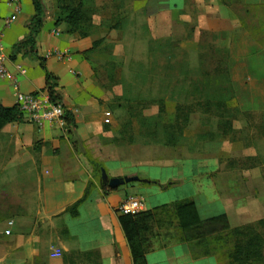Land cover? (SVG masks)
Returning a JSON list of instances; mask_svg holds the SVG:
<instances>
[{
	"label": "crops",
	"instance_id": "obj_1",
	"mask_svg": "<svg viewBox=\"0 0 264 264\" xmlns=\"http://www.w3.org/2000/svg\"><path fill=\"white\" fill-rule=\"evenodd\" d=\"M41 1L45 21L37 38V53L45 59L48 71L58 78L63 106L73 113L77 127L67 122L63 129L48 125L39 130L22 120L0 130V264H134L119 221L120 207L131 197L141 200L145 210L180 200L147 206L144 198L147 189L130 186L111 191L122 186L112 187V183L151 181L161 187L170 186L165 191L176 189L184 180L179 177L187 175L184 174L186 166L193 167L192 176L207 181L206 186L210 189V196L204 197V203L201 199L195 201L203 220L225 215L232 229L256 225L264 220V148L254 146L255 139H238L237 127L232 123L233 130H226L225 134L218 127L219 138L205 141L200 156H195V152L192 154L189 148L186 156L165 157L162 146L146 144L141 141V135L134 144L114 143L117 130L114 126L106 128L97 117L108 107L104 90L108 82L105 78L97 80L95 62L91 56L90 60L85 57L93 47L92 39L69 32L70 26L60 22L56 0ZM217 2L221 3L219 10L224 9L227 15L224 19L223 15L214 18L213 25L222 24L233 29L228 46L230 58H255L257 51L264 53V48L257 49L254 36L244 28L246 22L240 17L231 18L229 14L231 9L246 10V16L249 11L254 14L253 20L255 11L264 9V0ZM185 4L186 0H149L145 8L157 28L160 15ZM35 16L33 0H0L5 65L13 75L11 79L0 77V103L6 108L17 106L20 93L48 94L41 62L23 53L14 54L16 44L30 34V24ZM7 20L12 21L11 25H5ZM178 22L182 23L178 20L176 26ZM247 40L254 43L249 46L250 51L241 47ZM248 62L243 64L247 69L245 72L251 74L255 82L264 81V69H259L254 61ZM241 64L231 60L228 66L234 102L241 113L257 115V108L264 105L260 101L264 96L256 93L255 98L247 95L243 100L237 93L239 88L234 76ZM250 84L247 83L248 87ZM216 131L217 128L202 127L194 133V138ZM90 159L103 166L101 177L108 187L106 191L98 179H93L95 169ZM178 167L179 172L166 173L165 178L159 175L160 170L151 172ZM199 169L204 173L198 174ZM92 181L96 188L79 207V215L73 217L68 210L84 197ZM146 262L226 264L221 255L195 260L188 244H172L151 252L147 254Z\"/></svg>",
	"mask_w": 264,
	"mask_h": 264
},
{
	"label": "rangeland",
	"instance_id": "obj_2",
	"mask_svg": "<svg viewBox=\"0 0 264 264\" xmlns=\"http://www.w3.org/2000/svg\"><path fill=\"white\" fill-rule=\"evenodd\" d=\"M84 1L86 6L89 5L94 11L89 36L92 44L104 40L100 48L90 56L97 68V80L105 78L108 82L104 87L108 107H105L103 113L112 112L115 116V139H120L118 131L122 126L131 125L129 130L134 137L133 144L141 135V141L146 144L162 146L165 157L177 154L186 156L189 148L192 154L195 152V156H200L201 146L205 141L209 138H219V122L231 120L237 127L238 139H255L254 146L264 148V116L261 115L264 114V105L257 108V115H236L238 106L234 99L232 107L221 111L225 119L220 120L216 116L218 111L215 107L208 109L204 106L206 99L198 97L200 94L196 89L204 91L221 86V77L227 74L219 75L218 70L222 72L228 68L231 60L236 64L242 62L239 65L241 68L234 76L236 87L239 88L236 89L239 97L243 100L247 95L249 98H255L256 93L264 96V81L255 82L254 77L245 72L247 69L243 66L245 62L254 61L259 69H264V53L257 51L255 58H230L228 46L233 29L222 24L213 25L214 18L223 15L224 19L227 15L224 9L219 10L221 3L217 0H186L184 7L160 15L156 28L154 20L148 17L146 12L145 7L149 0ZM222 3L226 5L225 1ZM246 12L231 9L229 14L231 18H242L247 24L244 28L254 36L257 49L264 48V9L256 10L253 20L254 14L251 15L249 11V16H246ZM175 20H181L182 23L178 22L179 25L176 26ZM252 45L254 43L247 40L241 47L250 51L249 46ZM111 74L114 76V82L108 79ZM255 76L259 74L255 73ZM250 82L251 87H248L247 83ZM260 101L264 103L263 98ZM235 115L237 121H233ZM167 126L172 127L170 132H167ZM202 127L217 128V131L209 136L194 138V133ZM233 137L229 136L230 139ZM125 139L128 142L127 137ZM171 139L178 140L176 147L166 145ZM174 149L177 151L173 152ZM191 169L193 167L186 166L184 174L186 172V176L190 177H179L184 180L178 183L176 189L165 191L152 185L145 188L146 205L151 203L154 207L188 199H201V203H204V197L208 196L210 190L208 185L206 186L207 181L192 176ZM155 171L165 178L166 173L179 172V167L171 170L155 169L151 172L154 174ZM196 172L204 173L201 169ZM141 174H144V171L141 170ZM98 182L102 183V177ZM255 228L257 233L264 237V228ZM233 242L234 240L230 247L234 246ZM156 243L155 245L159 246Z\"/></svg>",
	"mask_w": 264,
	"mask_h": 264
},
{
	"label": "trees",
	"instance_id": "obj_3",
	"mask_svg": "<svg viewBox=\"0 0 264 264\" xmlns=\"http://www.w3.org/2000/svg\"><path fill=\"white\" fill-rule=\"evenodd\" d=\"M56 1L60 10V22H65L70 26L69 32L71 34L79 33L83 38L89 37L94 13L92 7L89 5L87 7L84 0H78L76 3L74 2L75 0ZM33 2L36 16L30 24V34L25 40L16 44L14 54L23 53L41 62L42 68L46 73V91L49 93L53 103L61 105L64 108L63 98L59 93V80L48 71L45 59L41 58L37 53V38L45 21V8L41 0H33ZM103 42L104 40L95 42L92 49L85 53L87 60H90V55L100 48ZM218 73L219 75L222 73L228 75L221 77L223 81L221 86L208 88V90L204 89V91L196 90L200 94L198 97L206 99L204 106L208 109L215 107L218 111L216 116L223 120L225 116L221 111L232 107L235 94L228 68L222 72L218 70ZM109 80L110 82H114L113 74L109 75ZM197 93H195L196 96ZM109 107L112 108L111 106ZM64 110L67 122L70 126L76 128L77 125L73 113L67 111L65 108ZM238 113L241 112L236 109V115ZM97 117L102 119L106 128L113 126L117 122L112 112L100 113ZM22 120L23 115L17 106L6 108L0 103V130L8 124L21 122ZM218 127L223 133L226 130H233L231 120L220 122ZM166 128L167 132H170L172 127L167 126ZM129 129L131 130V125L121 127L118 131L121 138L115 139L116 144L121 145L125 143L126 137L128 141L126 143L133 144L134 137ZM166 145L176 147L178 140L171 139L169 144ZM90 162L95 169L93 179H101L103 166L91 159ZM151 185L163 190L170 188V186L161 187L158 183L151 181H136L125 183L120 187H116L117 189L110 190H119L120 188L130 186L148 188ZM95 188V183L93 181L90 182L84 197L68 210L73 217L79 215V207L89 199ZM101 188L106 191L108 187L102 183ZM119 221L130 247L134 264H147V254L166 248L172 244H188L195 260L221 255L227 262L226 264H264V237L257 233L255 228L257 226L264 228V220L254 226L250 225L239 229H232L230 220L225 215L210 220H203L196 202L188 199L176 201L172 205H163L152 210H146L136 216L120 215ZM233 240L234 246L230 247V243ZM155 243L159 246H156Z\"/></svg>",
	"mask_w": 264,
	"mask_h": 264
},
{
	"label": "built area",
	"instance_id": "obj_4",
	"mask_svg": "<svg viewBox=\"0 0 264 264\" xmlns=\"http://www.w3.org/2000/svg\"><path fill=\"white\" fill-rule=\"evenodd\" d=\"M11 22V20H7L5 25L9 26ZM2 40L3 34L0 32V77L11 79L13 75L5 65L6 57L3 53ZM17 107L23 115V121L34 125L39 130L44 129L48 125L59 126L62 129L67 126L64 108L61 105L53 103L49 93L38 95L20 93L18 95ZM144 210L143 202L131 197L120 207L119 213L121 215L136 216L144 212Z\"/></svg>",
	"mask_w": 264,
	"mask_h": 264
},
{
	"label": "water",
	"instance_id": "obj_5",
	"mask_svg": "<svg viewBox=\"0 0 264 264\" xmlns=\"http://www.w3.org/2000/svg\"><path fill=\"white\" fill-rule=\"evenodd\" d=\"M122 183H124V182H121V181H115V182H113L112 183V187H115V186H118V185H120V184H122Z\"/></svg>",
	"mask_w": 264,
	"mask_h": 264
}]
</instances>
